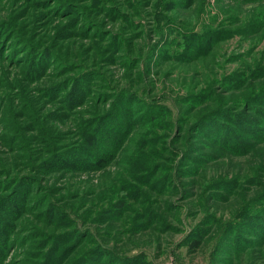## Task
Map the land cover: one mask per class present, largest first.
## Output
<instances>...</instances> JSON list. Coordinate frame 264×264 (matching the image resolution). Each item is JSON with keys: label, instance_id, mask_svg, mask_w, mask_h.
I'll use <instances>...</instances> for the list:
<instances>
[{"label": "rangeland", "instance_id": "rangeland-1", "mask_svg": "<svg viewBox=\"0 0 264 264\" xmlns=\"http://www.w3.org/2000/svg\"><path fill=\"white\" fill-rule=\"evenodd\" d=\"M263 87L264 0H0V264H48L78 240L54 264L85 251L109 264L108 248L124 257L110 264H264V93L244 100ZM209 89L221 99L197 103ZM34 113L52 130L47 153ZM23 124L26 154L7 141ZM227 129L236 149L218 145ZM141 208L154 212L131 215Z\"/></svg>", "mask_w": 264, "mask_h": 264}, {"label": "trees", "instance_id": "trees-1", "mask_svg": "<svg viewBox=\"0 0 264 264\" xmlns=\"http://www.w3.org/2000/svg\"><path fill=\"white\" fill-rule=\"evenodd\" d=\"M112 16V15H111ZM113 19V18H112ZM123 26H122V30L124 29V30H126V23L125 22H127V21H131L130 19H129V17H124L123 18ZM97 24H94V26L93 27H95ZM180 30H181V33H182V30H183V28H179ZM179 29H178V31H179ZM177 30V29H176ZM100 33V32H99ZM116 33H118L120 36H119V38H118V36L116 37ZM116 33H114V38H118V41L119 42H117L116 43V41L117 40H115V41H111V43L112 44H109V42H108V45L106 46L105 45V47H106V53H108L109 55H112V53L113 52H111V51H113L111 48H110V46H115L116 48H118V53H120V51H121V47L123 46V45H125L124 44V41H125V39H124V37L125 36H123L122 35V33H121V31L120 32H116ZM134 35L135 34H133V36H132V39L129 41V44H128V48L126 49V51H127V53L128 54H131V52H129V47L134 43V39H133V37H134ZM197 37H198V32H194V31H192V30H190V31H188V32H185V33H183V39H184V43H185V50H191L192 48H193V46H192V44H193V42L195 43V41H196V39H197ZM121 43V44H120ZM102 47L103 46H98V49H97V51H99L100 49H102ZM115 48V49H116ZM94 49V48H93ZM104 51V50H103ZM117 51V50H116ZM123 53H126V52H123ZM143 53H144V51H143ZM142 53V54H143ZM103 55H104V53H103ZM114 56V55H113ZM146 56H138V58H139V61L140 62H142V61H144V58H145ZM138 61V62H139ZM74 63V62H73ZM72 63V64H73ZM71 64V65H72ZM75 65H77L76 67H79V64L77 63V62H75ZM62 67V66H61ZM60 67V68H61ZM84 71H95V72H97V73H101V74H99L100 76L102 75V73H103V71H102V69L99 67V66H93V67H90V68H87V67H89V66H80ZM65 68H67L68 70L69 69H71L72 71H78L74 66H65L64 68H61V69H65ZM78 73V72H77ZM96 76H98V75H96ZM91 78L92 77H94V76H90ZM76 78H78V77H76ZM82 78V74H81V76H79V79H81ZM63 79V78H62ZM61 79V81L63 82L64 80H66L67 78H65L64 80H62ZM240 79L241 80H244V77H243V74H240L239 75V78H236V80H237V82L238 81H240ZM60 81V80H59ZM62 82H60L58 85H60ZM79 82V80H75V81H72L71 82V84H72V86L70 87V89H69V93H73L74 91H77V90H79V89H77V86L76 85H74V84H77ZM236 81H234L233 83H237ZM147 85V84H146ZM56 87H58V86H56ZM56 87H54L55 89H56ZM78 87H80V89L82 90L83 88H84V86H82L81 84H80V86H78ZM125 86H123L122 88H124ZM149 87V86H148ZM77 89V90H76ZM147 91H150V89H148L147 88ZM67 92V93H68ZM212 94L213 95V99L215 98V97H218L219 99H221L220 97H222V95H220V94H218L214 89H209L207 92H203V90L201 91V93L200 92H198V101H197V103H199V102H201V103H203V101H206V99H208V94ZM264 93V87L263 88H261V89H258V90H256V91H253L251 94L249 93V94H246L245 95V98H244V100L245 101H247L248 99H250L253 95H255V94H263ZM74 94V93H73ZM94 95V92H92V95L91 96H89L88 98H90V97H92ZM97 96H96V98H98V96H99V94H96ZM58 99H60V96H58L57 97ZM160 100H162V97H161V99ZM75 101H78V98L75 100ZM159 101V100H158ZM66 102H68V100H66ZM150 102H153V100L152 99H150ZM74 103H71L70 105H73ZM220 104V103H219ZM62 111V110H61ZM121 111H123L122 109L121 110H115V115L117 116V115H122V113H121ZM210 111V110H209ZM58 113H61L60 111H58ZM208 113V111H206V112H204V113H202L201 115H200V117H202L203 115H206ZM124 117H123V122L125 121V119H126V117L128 116V115H126V113L124 112ZM209 114L211 115V116H213V117H218V110L217 109H213L212 111H210L209 112ZM73 115V117H75V119H77V121H80V120H82L83 119V117L84 116H81V115H79L78 116V118H77V115L74 113V114H72ZM41 117V116H40ZM128 119V118H127ZM61 121V120H60ZM104 121V120H103ZM103 121H102V123H103ZM128 122H129V119H128ZM247 122H252L251 120H250V118L247 120ZM126 123H127V121H126ZM29 124H33V126L32 127H34L33 129H35V128H37V131L38 132H40V134H41V138L43 139V137L44 138H46L47 139V142H45L44 141V145L46 146V148H40L39 149V151L40 152H43V149H44V152L43 153H47L46 151H49L51 148H53V144H51V137H50V135H51V129H50V127L49 126H47V124H42V121H41V119L39 118V115L38 114H33L32 116H31V120H30V122L27 124V125H29ZM238 125V124H237ZM233 126V125H232ZM224 128H227L226 126H223ZM233 127H235V126H233ZM237 128L238 129H240V130H246V129H248L249 128V126H246L245 128H244V126H243V124L242 125H238L237 126ZM17 127H13V134H11V136H7V141H8V143H13V145L16 143V142H14V139H15V136H19L21 139H22V145L25 147V150H24V153L26 154V136H25V134H26V124H23V129H25V131L23 132L22 131V133H18L17 132ZM212 130H214L213 128L210 130V131H212ZM31 131V130H30ZM54 131V130H53ZM234 130H228L227 129V132L225 133L226 134V141L224 142V143H221V142H218V145L219 146H221L222 148L223 147H225V146H228V148L230 147V148H234V149H236L233 145H231V143L233 144V142H235V140H236V138H234V140H231L229 137L230 136H235V134H233V133H231V132H233ZM261 133V132H263V135H259V136H255L256 138H259V139H264V127L263 128H259V129H255V130H253V133ZM55 133V132H54ZM83 134H81V138L85 141V142H87V136H82ZM98 139L96 138V141H94V143H97L98 141H97ZM51 146H50V145ZM87 145H89V142H87ZM90 146H92V145H90ZM245 146H250V144H249V142H246V144H245ZM60 151V150H59ZM58 153H61V151L60 152H58ZM174 155H176L175 153H173ZM66 156V155H65ZM71 156H74V152H71ZM102 157V156H101ZM100 157V158H101ZM42 158V162H43V164H44V162L46 163L47 162V160L48 159H50V157L49 156H42L41 157ZM99 158V159H100ZM25 159H26V157H25ZM73 159H76V156L73 158ZM64 160H66V157H64L63 159H62V161H61V163L60 164H63V161ZM69 160V159H68ZM67 161V160H66ZM101 161H105V158L104 159H102ZM107 161V160H106ZM57 162H59V161H57ZM70 162H65V165H68ZM0 171H2V170H0ZM148 171H149V168H147L146 170H145V172L144 173H148ZM140 189V188H139ZM129 190V189H128ZM128 190H126V192L124 193L126 196L124 197V201H125V204L126 203H129L130 202V197H131V195L133 194V191H132V193H131V195H129L128 194ZM134 190V189H133ZM142 190V189H141ZM143 191V190H142ZM54 204H56V205H59L58 203H56V202H54ZM146 212H151V213H153L154 212V209H151V208H141L139 211L136 209V211L134 212V214H131V212H129V214H131V215H133L135 218H137V219H139L140 218V214H143V213H145V215H146ZM120 214H122V211L120 212ZM119 214V215H120ZM127 213L125 212V214L123 215V218H125V215H126ZM118 215V216H119ZM183 219H184V216L182 217ZM150 219V218H149ZM187 231H188V233L189 232H191L192 231V228H188L187 229ZM2 234L3 235H5V236H7L8 234H7V231H2ZM10 238V237H9ZM74 240V239H73ZM70 241H72V240H70ZM80 243H81V240L79 241H74V242H72V243H69V244H67V245H63V246H61L59 249H58V251L57 252H55V251H53V250H51V251H49L47 254H46V256H47V261H48V264H54L56 261L59 263L61 260H68V259H70L71 258V256L73 255V253H75L76 251H77V249L79 248V246H80ZM7 244H8V241L6 240V238H2V242L0 243V249H2L3 248V250H5V249H7ZM103 249H105V248H103ZM107 249V248H106ZM107 250H109L111 253H109L108 255L111 257V260H110V262L113 260L112 259V257L113 256H116V257H118L116 254H114V253H112V251H111V249L110 248H108ZM105 251V250H104ZM86 253V251L85 252H82V254H80V255H78V256H76V258H74L73 260H72V262L70 263V264H72V263H76V260L77 261H79V264H92V263H90L89 261H88V259H90L89 258V256L88 255H86L85 254ZM145 255H148L149 256V254H148V252L147 251H138V252H136L132 257L130 256V258L131 259H137V258H139V257H146ZM118 258H122V259H124V257H122V256H119ZM117 258V259H118ZM149 260L151 261V259L149 258ZM110 262H109V264H110ZM154 264H156V262L155 261H152ZM119 263V261L118 260H116L115 261V263L114 264H118ZM57 264V263H56ZM99 264H105L104 262H101L100 261V263ZM176 264V263H175Z\"/></svg>", "mask_w": 264, "mask_h": 264}]
</instances>
